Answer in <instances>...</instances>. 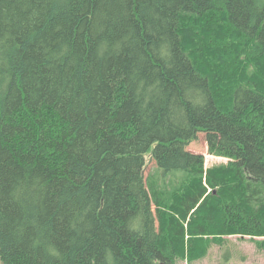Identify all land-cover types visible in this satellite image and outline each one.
Returning <instances> with one entry per match:
<instances>
[{
    "label": "trees",
    "instance_id": "obj_1",
    "mask_svg": "<svg viewBox=\"0 0 264 264\" xmlns=\"http://www.w3.org/2000/svg\"><path fill=\"white\" fill-rule=\"evenodd\" d=\"M28 233L42 264L264 250V0H0L5 264Z\"/></svg>",
    "mask_w": 264,
    "mask_h": 264
},
{
    "label": "rangeland",
    "instance_id": "obj_2",
    "mask_svg": "<svg viewBox=\"0 0 264 264\" xmlns=\"http://www.w3.org/2000/svg\"><path fill=\"white\" fill-rule=\"evenodd\" d=\"M211 147L212 145L208 146L207 144L206 134L200 132L197 139L189 144L188 149L203 154L205 167L218 161H232L229 156L220 151H214ZM146 162L145 173L147 174L154 168L155 162L150 158V155H146ZM31 237L32 233H28L23 245L12 252L8 264H42L41 252L31 247ZM206 239L203 238L200 245L203 246ZM258 239L260 237L257 236L252 239L246 235H227L223 244H212L206 248L204 254H199V251L190 254L187 250L185 257L178 260V264H264V250L257 245L256 240ZM0 264H5L1 252Z\"/></svg>",
    "mask_w": 264,
    "mask_h": 264
},
{
    "label": "bare ground",
    "instance_id": "obj_3",
    "mask_svg": "<svg viewBox=\"0 0 264 264\" xmlns=\"http://www.w3.org/2000/svg\"><path fill=\"white\" fill-rule=\"evenodd\" d=\"M220 162L218 161V162H216V164H219Z\"/></svg>",
    "mask_w": 264,
    "mask_h": 264
}]
</instances>
